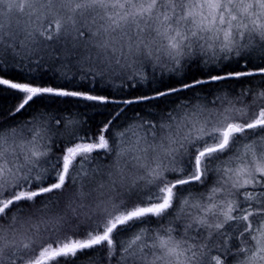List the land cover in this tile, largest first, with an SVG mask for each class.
<instances>
[{"label": "snow or ice", "instance_id": "snow-or-ice-1", "mask_svg": "<svg viewBox=\"0 0 264 264\" xmlns=\"http://www.w3.org/2000/svg\"><path fill=\"white\" fill-rule=\"evenodd\" d=\"M0 264H264V0H0Z\"/></svg>", "mask_w": 264, "mask_h": 264}, {"label": "trees", "instance_id": "trees-1", "mask_svg": "<svg viewBox=\"0 0 264 264\" xmlns=\"http://www.w3.org/2000/svg\"><path fill=\"white\" fill-rule=\"evenodd\" d=\"M89 118H91V119H95V120L103 119V117H101V116H95V117H92V116H91V113H89V116H88V117H85V119H89Z\"/></svg>", "mask_w": 264, "mask_h": 264}]
</instances>
